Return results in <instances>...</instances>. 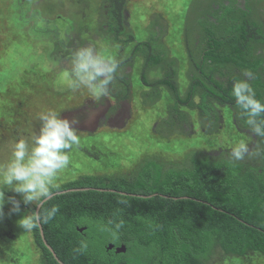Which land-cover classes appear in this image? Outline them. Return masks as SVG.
<instances>
[{
	"label": "trees",
	"instance_id": "obj_1",
	"mask_svg": "<svg viewBox=\"0 0 264 264\" xmlns=\"http://www.w3.org/2000/svg\"><path fill=\"white\" fill-rule=\"evenodd\" d=\"M228 1L192 0L185 12L174 13L175 19L180 20L177 24L168 25L159 15L152 18L148 29L158 42L165 45V39H177L189 54V67L193 70L186 72L189 86L184 95L178 82L180 68L171 57L170 48L169 52L157 53L148 39L142 50L146 43H136L132 34L125 41L131 33L125 18L129 0H103L102 16L108 25L103 28V23L98 35L105 36L111 46L120 47V59L123 48L132 46L130 59L145 61L148 76L165 65L164 76L160 74L153 83L141 76L142 85L146 82L157 94L152 107L161 100L162 89L168 90L172 98L166 119L150 124V137L188 138L186 130L193 124L205 135L214 136L223 123L221 108L228 111L235 128L252 135L255 141L250 152L260 151L261 155L233 161L228 152L189 151L177 163L145 157L134 170L123 175H83L76 181L63 182L52 189V195H57L41 207L42 214L53 205L59 207L56 216L41 226L47 244L63 264H211L218 256H264V138L255 136L244 123L232 95L234 82L249 72L248 82L256 98L264 102V69L261 61L252 59L256 48L264 46V12L245 5L241 18L231 14L241 8ZM43 22L39 25L45 28ZM173 31L178 37L170 39ZM203 33L208 48L200 43ZM109 35L115 43L106 41ZM222 41L226 42L223 46ZM193 42L194 52L189 45ZM115 83L117 90L124 89L121 81ZM144 107L149 109L145 104ZM191 116H197V124ZM121 120L125 122L126 118ZM77 135L81 141H90L91 149L81 141L79 144L87 155L104 153L105 147L96 134ZM81 165H73L70 176L88 170ZM81 189L88 190L76 191ZM65 191L71 192L59 194ZM138 195L153 197H135ZM119 222L123 226L113 236L114 225ZM32 240L31 246L34 243L40 248L44 264H59L42 241L39 226L33 229ZM82 243L87 247L77 251ZM110 245L125 246L126 253L109 251Z\"/></svg>",
	"mask_w": 264,
	"mask_h": 264
},
{
	"label": "rangeland",
	"instance_id": "obj_2",
	"mask_svg": "<svg viewBox=\"0 0 264 264\" xmlns=\"http://www.w3.org/2000/svg\"><path fill=\"white\" fill-rule=\"evenodd\" d=\"M191 1L129 0L125 12L126 25L131 31L124 38L125 41L133 35L139 44L145 45L146 43L140 48L145 50L149 39L157 53L169 52L168 47H172L170 55L180 62L182 78L186 76V72L189 73V68L186 70L185 64V59L188 60L189 54L183 50V44L177 39L173 43L166 39L167 47L158 42V37L152 34L148 28L155 15L161 16L168 25L177 24L180 20L175 19L174 13L179 15L185 12ZM213 1L219 2V0H208L207 3ZM229 1L234 3L238 0ZM241 3L239 2L237 5L240 4L241 9L233 11L231 14L242 18L241 14L245 8ZM102 6L103 0H0V86H2L0 87V165L6 164L10 160L13 145L17 141L24 139L30 143L32 137L39 133L41 126L39 116L42 113L52 110L60 115H65L69 111L82 108L87 99L94 100L89 97L90 94L85 89L73 91L69 86V81L63 78L62 69H70L71 64L53 70L52 62L56 60L54 56H59L55 48L65 47L66 42L80 36L84 39L83 41L93 42V46L103 54L108 52L106 55L114 56L120 61L122 67H127L130 62H133L130 59L134 53L132 46L124 48L125 58H128L119 59L120 47L108 46L109 43L106 44L105 39H101V35L97 36V33H102V24L104 23L103 28L108 25L102 16ZM263 8L262 6L261 9ZM40 21H44L42 23L44 26H49L44 28L39 25ZM64 24L66 25L63 32L64 39H61L59 25L63 27ZM171 34L170 39L178 37L174 31ZM205 39L206 35L203 33V40L200 43L203 42L202 45L208 48ZM106 41L116 42L114 38L111 39L110 35ZM225 44L226 42H221L222 46ZM72 45L73 43L70 44L71 48ZM189 45L194 52V42ZM70 51L71 53H69ZM73 52L74 50H67L61 57L70 58ZM145 65V61L136 59L134 69L141 72L139 81V73L133 77L136 84L141 82L143 75H145L144 81L149 83H153L159 78L156 73H151L148 76L147 69H144ZM225 66L231 68L230 64ZM258 68L260 67L258 66ZM118 71L119 75L123 76V70ZM178 82L180 93L184 95L187 91V83L183 79H179ZM110 85L116 92L115 81L112 80ZM143 86L145 89L144 104L149 109L146 108L141 112V115H138L140 111L132 112L123 127L115 126L109 130L105 128L104 131L103 127L93 130L97 131L95 133L97 140L105 147L104 153L100 156H92L87 155L79 146L75 150L72 149L70 151L72 160H70L68 168L63 170L55 181L57 188L63 182L76 181L83 175L129 173L145 157L156 158L162 162L177 163L189 151H202L210 154L231 153L234 144L241 139L248 143L249 149L253 146L255 140L252 135L242 133L238 128H235L232 120L228 118V111L221 108L223 123L214 136L205 135L199 126L193 124L186 130L189 134L188 138L177 135L171 136L170 139L150 137V124L166 119V110L172 103V98L168 90L163 89L161 100L152 107L157 94L146 82ZM116 102L121 105L122 96L116 98ZM64 108H67L66 112ZM191 119L193 123H198L197 116H191ZM81 142L91 149V144L88 143L90 141L82 140ZM84 160L86 164H90L86 166ZM80 163L88 170H84V174L77 173L75 176L74 174L70 176L74 172L71 167L78 166ZM68 173L69 178L67 177ZM9 197L21 201L19 212L11 211L12 204L8 200ZM36 206L34 203L25 205L21 194L10 189L5 191L3 216L0 217V264H44L45 260L41 255L40 248L34 243L31 246L33 230L27 232L18 225V221L33 212ZM211 264H264V256L257 253L249 254L242 259L218 256Z\"/></svg>",
	"mask_w": 264,
	"mask_h": 264
},
{
	"label": "clouds",
	"instance_id": "obj_3",
	"mask_svg": "<svg viewBox=\"0 0 264 264\" xmlns=\"http://www.w3.org/2000/svg\"><path fill=\"white\" fill-rule=\"evenodd\" d=\"M106 54L91 44L74 50L70 60L71 67L64 72L73 91L85 89L90 94L89 97L97 101L109 96V86L119 69V61ZM120 57L119 49V59ZM122 58H128H125L124 49ZM250 78L251 73L245 72L243 79L234 82L232 95L236 106L241 110L244 123L255 136L264 138V102L256 98L248 82ZM39 119V133L32 137L30 143L24 139L17 141L13 145L10 160L0 165V217L3 216L5 191L8 189L21 194L25 205L34 203L40 208L18 221V225L27 232L56 216L59 211L57 205H53L43 214L41 206L51 197L58 175L69 166V152L80 144V137L73 126L75 121L61 119L60 114L52 110L42 113ZM253 154L259 156L261 152L251 153L248 143L241 139L232 147L230 157L233 161H242L247 155ZM8 200L12 204L11 211L19 212L21 201L14 197H9ZM122 226L123 222L116 223V231L112 235L115 236ZM86 247L82 243L77 251Z\"/></svg>",
	"mask_w": 264,
	"mask_h": 264
},
{
	"label": "flooded vegetation",
	"instance_id": "obj_4",
	"mask_svg": "<svg viewBox=\"0 0 264 264\" xmlns=\"http://www.w3.org/2000/svg\"><path fill=\"white\" fill-rule=\"evenodd\" d=\"M240 3L241 1H243L241 3L242 6L247 5L250 7H255V8H262V6L264 7V0H238ZM238 1H235L234 4L236 5L237 8L240 9V4L238 5ZM227 4V3H225ZM261 11H264V8L261 9ZM62 22V21H60ZM64 23V22H63ZM66 25L64 24L63 27H60L59 31L61 32V39H64V35L63 32L65 31ZM48 25L45 27L47 28ZM97 36L98 33H97ZM102 40L105 39V36L101 38ZM84 39L81 38L80 36H76V38L74 40H70L69 42H66V46L65 47H59L56 50L59 53V56H54L56 60H53L52 64L54 66L55 69H58L62 66H67L70 65L71 62V57L70 58H64L61 57L62 55H65V52L67 50H76L77 48L80 47H84L87 46L89 44L93 45V42H88V41H83ZM166 40V39H165ZM165 40L163 41V43H165ZM73 43L72 48L70 47V44ZM136 43H138L136 41ZM173 43V42H171ZM165 45H167V43H165ZM168 47V46H167ZM171 50L173 49L172 47H168ZM124 49V48H123ZM257 50H255L254 52V57H252V59H257L256 62L261 61L262 62V67L264 69V46L256 48ZM71 52V51H70ZM172 54V53H171ZM263 60V61H262ZM140 61V60H139ZM143 61V60H142ZM177 62V65L179 66V68H181V64L178 60H175ZM135 63L136 60H133V62L127 66V67H122L121 63L119 61V69L118 70H123V76L119 75V71H117V73L115 74L113 81H121L124 89L121 90H117L116 92H114V90H110V94L107 97H102L101 100L97 101V100H90L87 99V101H85V105L82 108H79L76 111H80V114H83L84 116H80V121H75L74 119H71L69 121H75L74 123V127L76 128L77 132L81 133H90V134H95L96 132H94L93 130H95L96 128H102L103 127V131L105 130H109L112 127L115 126H120L123 127L125 124V122L128 119V116H130L132 114V112L136 113L137 111L139 112L138 115H141L142 111H145L146 108L144 107V99H143V93L145 91L144 86L142 85L141 82H139V84L135 83L133 77L136 76L137 73H139L138 75V81H139V76L141 74L140 71H136L134 69L135 67ZM185 64H186V70L189 68V73L192 72L193 69H191L189 67V60H185ZM165 66V65H164ZM163 66V67H164ZM162 67V68H163ZM162 68L158 71H156V74H158V77L160 74L163 75V70ZM54 72V71H52ZM64 72L65 70L62 69V74H63V78L65 79L64 76ZM158 72V73H157ZM180 72V71H179ZM188 73V74H189ZM179 79H183L186 83H187V88H188V79L187 77L182 78L180 73H179ZM131 84V86H130ZM111 89V86H109ZM126 87H128V89H126ZM163 90V89H162ZM79 95H81L80 93H78ZM122 96V104L120 105L118 102H116V98H119ZM125 96L130 97V100L127 101ZM75 111H69L68 113H73ZM67 113V114H68ZM89 114H95L96 115V123L95 125L93 124H89L86 120L87 117H89ZM66 115V114H65ZM63 114L60 115V118H62ZM126 118L125 122L121 120V118ZM100 122V123H99ZM86 131V132H84ZM102 131V132H103ZM99 134V133H98ZM97 139V137H96Z\"/></svg>",
	"mask_w": 264,
	"mask_h": 264
},
{
	"label": "water",
	"instance_id": "obj_5",
	"mask_svg": "<svg viewBox=\"0 0 264 264\" xmlns=\"http://www.w3.org/2000/svg\"><path fill=\"white\" fill-rule=\"evenodd\" d=\"M81 112L80 111H75V112H73V113H68V114H66V115H63L62 116V118L61 119H68V120H71V119H74L75 121L77 120V121H80L81 119H80V116H84L83 114H80ZM86 120H87V122L89 123V124H93V125H95V123H96V120H97V118H96V115L95 114H89V117H87L86 118ZM86 190H88V189H81V190H76V191H86ZM105 190V189H104ZM104 190H102V191H104ZM99 191H101V190H99ZM105 191H109V192H114L113 190H105ZM66 192H71V191H65V192H60L59 194H64V193H66ZM121 194H123V195H126V196H134V195H129V194H126V193H121ZM57 194H54V195H51V197L48 199V200H46L44 203H46L47 201H49L51 198H53L54 196H56ZM135 197H139V198H144V199H146V198H151V197H153V196H135ZM43 203V204H44ZM42 204V205H43ZM42 207V206H41ZM40 210V208H39V206H37V208H36V211H39ZM39 230H40V235H41V238H42V241L44 242V244H45V246L49 249V251L52 253L51 255H53V257L57 260V262L59 263V264H63L59 259H58V257H57V255H55V252L53 251V249L47 244V242H46V240H45V236H44V232H43V230H42V226L40 225L39 226ZM113 249H115V251H116V254H123V253H126V248H125V246H120V247H118V248H115L113 245H110L109 247H108V250L109 251H111V250H113Z\"/></svg>",
	"mask_w": 264,
	"mask_h": 264
},
{
	"label": "bare ground",
	"instance_id": "obj_6",
	"mask_svg": "<svg viewBox=\"0 0 264 264\" xmlns=\"http://www.w3.org/2000/svg\"><path fill=\"white\" fill-rule=\"evenodd\" d=\"M210 52H212V51H210ZM225 53H227V52H225ZM230 56V55H229ZM229 58V57H228ZM161 97V96H160ZM204 97V96H203ZM213 97V96H212ZM167 122V121H166ZM100 123V122H99ZM212 187V186H211ZM218 243V242H217ZM239 249V248H238ZM163 262V261H162ZM165 262V261H164Z\"/></svg>",
	"mask_w": 264,
	"mask_h": 264
}]
</instances>
